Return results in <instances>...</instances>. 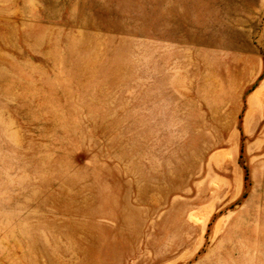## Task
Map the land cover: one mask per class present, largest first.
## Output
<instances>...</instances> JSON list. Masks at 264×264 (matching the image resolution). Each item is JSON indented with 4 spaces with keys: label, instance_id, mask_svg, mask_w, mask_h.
<instances>
[{
    "label": "rangeland",
    "instance_id": "obj_1",
    "mask_svg": "<svg viewBox=\"0 0 264 264\" xmlns=\"http://www.w3.org/2000/svg\"><path fill=\"white\" fill-rule=\"evenodd\" d=\"M87 222L104 264H264V0H0V264Z\"/></svg>",
    "mask_w": 264,
    "mask_h": 264
},
{
    "label": "bare ground",
    "instance_id": "obj_2",
    "mask_svg": "<svg viewBox=\"0 0 264 264\" xmlns=\"http://www.w3.org/2000/svg\"><path fill=\"white\" fill-rule=\"evenodd\" d=\"M56 174L57 176L62 177V178L65 176L64 173H60V172H56ZM68 181L73 182V179L69 178ZM102 197L104 198L101 199ZM102 197L101 195L92 196L93 200L90 201L89 205L86 202L85 206H81L86 209L88 219L92 220L97 216H102L104 214L106 215V213L100 212L101 209L93 210L96 206H99L98 205L99 202L101 203V206L105 205L106 203L105 195H103ZM93 203H95L96 206L95 205L91 206V204ZM119 203L121 204V211L118 216L119 231L126 232V233H129L132 231L135 232V228L138 225V222L136 220L137 214L133 212L132 206L127 201H125V198L119 197ZM66 211H70L74 214L85 213L84 210L81 209L80 207H77V206L74 207L70 205H66ZM85 227H86V230L88 231L87 236L88 238H90V244L86 248L85 257L80 264H104L108 260H111L112 255H113V250H111V248L118 249L119 243L116 241H109L108 248L107 249H105V247L102 248V245L104 246L103 243L105 242H104L103 237L101 236L102 230H100L99 225L96 224L95 222H91V223L87 222L85 226L79 225V227H77L76 229L82 230ZM112 242H115V244H113ZM43 253L46 254V251L45 252L43 251ZM47 264H58V263H55V261L52 258H48Z\"/></svg>",
    "mask_w": 264,
    "mask_h": 264
},
{
    "label": "trees",
    "instance_id": "obj_3",
    "mask_svg": "<svg viewBox=\"0 0 264 264\" xmlns=\"http://www.w3.org/2000/svg\"><path fill=\"white\" fill-rule=\"evenodd\" d=\"M247 175H246V173H245V177H246Z\"/></svg>",
    "mask_w": 264,
    "mask_h": 264
}]
</instances>
